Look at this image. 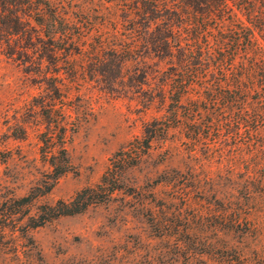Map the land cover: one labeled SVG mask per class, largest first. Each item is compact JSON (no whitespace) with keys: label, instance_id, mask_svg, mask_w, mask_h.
<instances>
[{"label":"rangeland","instance_id":"rangeland-1","mask_svg":"<svg viewBox=\"0 0 264 264\" xmlns=\"http://www.w3.org/2000/svg\"><path fill=\"white\" fill-rule=\"evenodd\" d=\"M98 4L108 18L109 0H67L65 8L80 22L83 11L95 19ZM100 19L71 57L59 50L49 60L43 55L52 46L41 44V54L30 49L17 58L0 43V264H218L234 246L264 254V182L245 196L247 168L264 173V146L244 144L235 153L233 136L222 137L206 114L155 139L140 163L121 173V188L108 200L25 229L28 216H54L41 206L100 184L116 151L141 137L147 122L166 119L169 100L144 105L167 64L141 47L123 70L112 52L129 46L133 33L119 19ZM137 65L149 72L145 93L134 86L142 74ZM216 139V148L208 147ZM52 154L61 163L68 157L60 177ZM99 192V198L107 193ZM31 193L28 208L16 204ZM232 212L250 217L240 229L252 234L228 229Z\"/></svg>","mask_w":264,"mask_h":264},{"label":"trees","instance_id":"trees-1","mask_svg":"<svg viewBox=\"0 0 264 264\" xmlns=\"http://www.w3.org/2000/svg\"><path fill=\"white\" fill-rule=\"evenodd\" d=\"M109 1L112 3L110 16L102 19V9L107 7L98 4L95 11L99 14L95 19L101 18L105 22L119 19L133 33L129 46L121 50L114 48L116 52H112L120 60L123 70L126 63L135 58L136 51L141 53V47L168 66L162 70L160 84L153 86L155 91L146 97L144 105L148 109L157 97L169 100L166 119L155 118L147 122L141 137L116 151L100 184L79 190L71 200L41 206L54 216H28L26 230L43 226L53 217L82 213L91 204L108 200L121 188V173L138 165L152 149L154 140L159 136L166 137L170 129L181 125L185 118L196 123L205 114L210 115L211 123L221 136L224 135L222 137L233 136L235 153L242 151L244 144L264 146V0ZM66 2L0 0V43L5 52L17 58L28 54L30 49L41 54L38 46L42 44L52 46L49 48L52 53L43 55L49 60L54 59L59 50L66 51L69 57L74 55L76 43L82 46L81 41H86L101 22L85 11L84 21L73 20L71 12L65 8ZM113 15L117 17L113 18ZM82 24L87 26L82 27ZM67 40L72 48L61 44ZM138 71L142 74L136 76ZM136 73V92L145 93L144 85L151 87L147 82L149 72L137 65ZM223 121L228 131L222 125ZM220 140L208 142V147L216 148ZM61 151L66 154L64 148ZM64 161L61 163L55 154L51 155L50 165L58 177L69 170L68 157ZM254 169L250 165L246 170L245 180L250 186L245 193L247 198L258 193L259 185L264 182V173ZM232 172L235 177H240L235 165ZM99 191L107 193L99 198L102 193ZM35 198L31 193L18 198L16 204L28 208ZM240 213L232 212L228 229L232 233L252 234L250 227L240 229L244 219L250 218L240 217ZM212 251L207 249L203 253L209 257ZM227 251L220 255L218 264H264V254L257 250L253 255L242 253L235 246Z\"/></svg>","mask_w":264,"mask_h":264}]
</instances>
